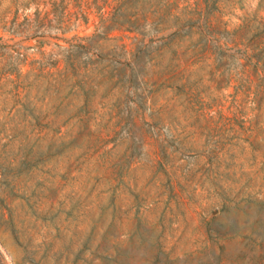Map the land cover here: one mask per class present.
<instances>
[{
	"label": "rangeland",
	"instance_id": "1",
	"mask_svg": "<svg viewBox=\"0 0 264 264\" xmlns=\"http://www.w3.org/2000/svg\"><path fill=\"white\" fill-rule=\"evenodd\" d=\"M0 264H264V0H0Z\"/></svg>",
	"mask_w": 264,
	"mask_h": 264
}]
</instances>
